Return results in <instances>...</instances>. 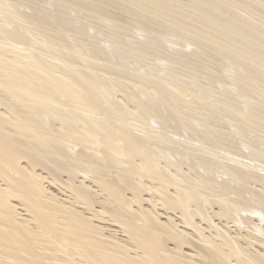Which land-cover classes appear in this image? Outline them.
<instances>
[{
  "label": "bare ground",
  "instance_id": "bare-ground-1",
  "mask_svg": "<svg viewBox=\"0 0 264 264\" xmlns=\"http://www.w3.org/2000/svg\"><path fill=\"white\" fill-rule=\"evenodd\" d=\"M0 264H264V0H0Z\"/></svg>",
  "mask_w": 264,
  "mask_h": 264
}]
</instances>
